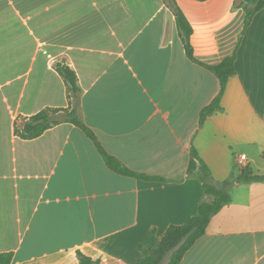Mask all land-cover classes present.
Segmentation results:
<instances>
[{
	"label": "crops",
	"instance_id": "obj_1",
	"mask_svg": "<svg viewBox=\"0 0 264 264\" xmlns=\"http://www.w3.org/2000/svg\"><path fill=\"white\" fill-rule=\"evenodd\" d=\"M197 60L232 55L250 0H175ZM65 62L81 89L83 122L133 171L117 175L77 127L61 123L32 140L18 117L68 106L54 69ZM219 91L189 61L162 0H0V254L11 264H137L155 230L184 224L203 198L194 146L214 181L248 167L264 176V9L243 34L222 112L199 128ZM245 155L242 166L237 158ZM231 202L179 264H264V180L235 183Z\"/></svg>",
	"mask_w": 264,
	"mask_h": 264
},
{
	"label": "trees",
	"instance_id": "obj_2",
	"mask_svg": "<svg viewBox=\"0 0 264 264\" xmlns=\"http://www.w3.org/2000/svg\"><path fill=\"white\" fill-rule=\"evenodd\" d=\"M162 1L175 19L177 33L182 42L186 58L211 72L219 82L217 95L199 113V128H201L210 116L222 112L221 100L229 79L235 75L237 48L254 15L264 9V0L235 3L245 13L243 29L232 55L216 65H209L195 58L191 45L193 29L189 21L175 0ZM197 1L204 2L206 0ZM53 66L64 82L68 106L65 108H45L30 117H18L14 124L15 136L23 140H32L61 123L72 124L79 128L94 144L105 166L111 172L144 181H163L162 178L151 177L133 171L102 147L93 131L83 122L80 104L81 89L78 85L76 73L63 61L57 62ZM191 155L199 162L198 176L202 184L203 198L197 205L193 215L184 224L168 227L160 238L156 237L155 230L149 231L139 244L140 257L137 264H179L187 251L205 234L210 220L231 202L230 191L235 183L248 184L264 180V176L254 175L250 168L243 167L239 169V173L235 176L232 175L221 182L214 181L209 168L199 157L194 146L191 147ZM12 258L13 254L11 252L1 253L0 264H11ZM77 259L79 264H98L97 261L80 251H77Z\"/></svg>",
	"mask_w": 264,
	"mask_h": 264
},
{
	"label": "built area",
	"instance_id": "obj_3",
	"mask_svg": "<svg viewBox=\"0 0 264 264\" xmlns=\"http://www.w3.org/2000/svg\"><path fill=\"white\" fill-rule=\"evenodd\" d=\"M245 160H246L245 155H240L237 158V164L240 165V166H242L244 164Z\"/></svg>",
	"mask_w": 264,
	"mask_h": 264
}]
</instances>
